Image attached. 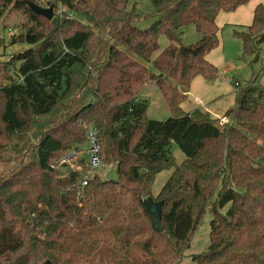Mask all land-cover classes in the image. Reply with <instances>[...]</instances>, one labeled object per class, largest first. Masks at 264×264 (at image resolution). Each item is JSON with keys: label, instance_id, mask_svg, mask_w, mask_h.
Segmentation results:
<instances>
[{"label": "trees", "instance_id": "1", "mask_svg": "<svg viewBox=\"0 0 264 264\" xmlns=\"http://www.w3.org/2000/svg\"><path fill=\"white\" fill-rule=\"evenodd\" d=\"M40 1L15 5L34 21L21 37L35 48L0 86V264H182L208 212L210 245L192 264H264V66L226 113L232 121L182 110L194 79L218 76L207 59L220 45L217 16L251 0H150L146 30L136 10L145 0H51L68 13L45 24L30 7ZM190 29L200 39L186 45ZM247 29L235 34L258 61L264 5ZM161 37L170 44L153 59ZM148 84L162 94L166 121L146 118L148 102L137 96ZM89 126L117 179L96 174L82 187L84 159L66 172L58 162L86 151ZM173 146L186 156L180 165ZM165 164L174 170L159 193L157 234L144 200Z\"/></svg>", "mask_w": 264, "mask_h": 264}, {"label": "rangeland", "instance_id": "2", "mask_svg": "<svg viewBox=\"0 0 264 264\" xmlns=\"http://www.w3.org/2000/svg\"><path fill=\"white\" fill-rule=\"evenodd\" d=\"M252 1L254 2V0ZM5 2L10 3V5L5 7V13L0 18V86L4 85L9 78H12L13 71L20 64L17 62L18 56L25 50L35 48L23 38L26 32L34 28L35 24L32 18L27 14V11L22 8H15V5L21 3L22 0H6ZM133 3V1L129 3L128 10H131L134 7ZM1 6L2 5L0 4V7ZM40 6L46 9H52L53 18H56L57 20L60 19L59 17L62 18L63 14L68 13L62 5H56L51 0L40 1ZM136 10L138 14L145 15V19L142 22L137 23V26L140 30L148 29L155 21L153 16L155 11L151 1L145 0L139 3L136 5ZM78 18L83 21L81 17ZM46 22H48V20L43 18V23L45 24ZM247 30V27L223 26V28L220 29V45L214 50L216 52L215 54L218 65H220V68H218V74L221 73L223 68L227 67V69H229L228 76L234 79L232 82L239 81L243 87H246L253 79H255L264 66V43L258 61H255L254 56L252 55H244L242 38L235 33L247 32ZM182 39L183 43L186 45H192L199 41L200 36L193 29H190L185 31ZM169 44L170 42L165 37H161L160 49L153 55V59L168 47ZM90 47L92 48L90 52L91 54L96 50V44H91ZM150 68L151 71L154 70L152 66ZM257 83L264 87V75L259 76ZM137 98L148 102V108L146 111L147 119L166 121L170 117L162 94L154 84L146 85L143 90L138 93ZM3 103L2 96H0V114L3 109ZM69 104H67L65 111L69 108ZM59 110H62L61 106ZM0 129H2L1 122ZM88 147L89 146L87 145L85 150H87ZM85 152L81 154V159H87ZM173 155L176 165L182 164L186 159L184 153L177 146H173ZM116 165L117 164L114 162L106 163L96 174H98L103 180H116ZM163 167L168 169H165L156 176L149 196L155 202H161L159 199V193L174 170V167H170L168 164L163 165ZM62 169L63 172L69 170L68 167H62ZM227 208L228 207L223 210V213L226 212ZM212 218L213 217L209 212L204 216L197 232L192 235L190 249L185 253L182 264H192L193 256L202 254L208 249L210 245V222Z\"/></svg>", "mask_w": 264, "mask_h": 264}, {"label": "crops", "instance_id": "3", "mask_svg": "<svg viewBox=\"0 0 264 264\" xmlns=\"http://www.w3.org/2000/svg\"><path fill=\"white\" fill-rule=\"evenodd\" d=\"M260 4L264 5V0H254V2L251 0L247 5L239 8L235 12H221L217 16L216 22L220 29L223 26L248 28L252 24L254 10ZM215 53V51H212L207 56V59L217 68H220ZM224 70L229 69L227 67L223 68L217 78L212 81H208L202 77L194 79L188 90L187 98L182 104V110L185 113L200 110L209 113L212 118L217 120H223L225 122L231 120V117L226 118V113L230 110L237 109L238 95L240 93V90L235 88L234 83L238 82L240 89L243 86L239 81H234L233 83L227 78H224L222 75ZM232 80L234 79L232 78ZM168 114L170 115L169 111Z\"/></svg>", "mask_w": 264, "mask_h": 264}, {"label": "built area", "instance_id": "4", "mask_svg": "<svg viewBox=\"0 0 264 264\" xmlns=\"http://www.w3.org/2000/svg\"><path fill=\"white\" fill-rule=\"evenodd\" d=\"M224 78H227L229 81H232V78L228 76V70H224L223 74ZM236 89L240 90V84L238 82L234 83ZM89 128V141H88V149L86 150L87 161H82L88 167V172L82 180V187L88 185L89 181L96 175V173L103 168V162L100 156V145L97 139V132L92 128ZM81 154L77 152H71L63 157L58 162V167H68L69 169H77L80 170V166L78 164L80 160Z\"/></svg>", "mask_w": 264, "mask_h": 264}, {"label": "water", "instance_id": "5", "mask_svg": "<svg viewBox=\"0 0 264 264\" xmlns=\"http://www.w3.org/2000/svg\"><path fill=\"white\" fill-rule=\"evenodd\" d=\"M32 11L40 16L47 18L48 20L53 19L52 9H46L35 4H30ZM244 99V94L242 92L238 95V107L241 105ZM144 206L148 214L152 218V227L157 234L163 233L164 229L162 226V202H155L152 198L148 197L144 200Z\"/></svg>", "mask_w": 264, "mask_h": 264}]
</instances>
